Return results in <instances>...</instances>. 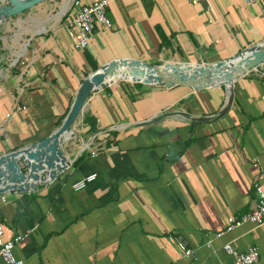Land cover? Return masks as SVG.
Masks as SVG:
<instances>
[{"label":"crops","instance_id":"crops-1","mask_svg":"<svg viewBox=\"0 0 264 264\" xmlns=\"http://www.w3.org/2000/svg\"><path fill=\"white\" fill-rule=\"evenodd\" d=\"M46 1L22 12L29 36L19 41L28 48L0 68V153L50 135L83 79L112 59L215 63L264 41V0H110L112 28L98 27L77 50L59 21L71 0L49 25ZM38 17L43 23L33 24ZM137 83L121 78L90 94L64 142L71 165L56 180L0 197L1 239L24 234L15 253L25 264H225L232 258L220 246L229 241L241 251L257 246L255 264H264V225L226 233L215 252L204 244L254 206L264 172V63L235 81L226 110L224 86ZM92 172L95 181L72 188ZM178 234L197 249L193 257L170 238Z\"/></svg>","mask_w":264,"mask_h":264},{"label":"water","instance_id":"water-1","mask_svg":"<svg viewBox=\"0 0 264 264\" xmlns=\"http://www.w3.org/2000/svg\"><path fill=\"white\" fill-rule=\"evenodd\" d=\"M42 1L44 0H0V16L3 19L12 17ZM262 63L264 41L252 44L234 56L215 63L170 61L156 64L128 57L112 59L102 64L83 79L69 111L50 135L15 150L0 153V197L6 193H31L40 184L53 182L70 167L71 162L64 142L66 135H72L74 125L84 113L90 94L99 87L121 79L127 71L134 79L136 69L150 70L146 77L135 80L149 85H185L195 89L224 86L226 110L233 101L235 81L260 67Z\"/></svg>","mask_w":264,"mask_h":264},{"label":"built area","instance_id":"built-area-1","mask_svg":"<svg viewBox=\"0 0 264 264\" xmlns=\"http://www.w3.org/2000/svg\"><path fill=\"white\" fill-rule=\"evenodd\" d=\"M190 1L198 3L205 0ZM246 1L249 4L252 2V0ZM109 5L110 0H93L91 2L72 0L71 5L66 9L59 21H63L65 28L71 33L75 49L84 50L89 47L95 36V30L98 27L103 26L108 29L112 28L113 23L106 11ZM28 44L29 42H24L17 52L19 55L16 53V57L13 59L12 63H10L9 67L16 65L20 61L24 53L22 49L24 48V50H26ZM96 135L92 138L91 143L94 142ZM92 155H97L96 150L92 151ZM254 165L258 166L257 161H254ZM97 176L96 172L86 174L74 181L72 183V188L76 191L81 190L95 181ZM254 188L255 200L251 210L241 215H230L227 218L225 229L207 234L204 244L210 247L212 251H216L213 245L215 240L222 238L226 233L232 232L239 226L245 223H251L254 226L264 225V172L261 173L259 180L255 182ZM2 197L3 199L5 198V196ZM2 233L3 230L0 226V258L7 264H25V261L18 258L15 253L16 244L24 239V234H18L13 238L2 240ZM170 238L175 241V244L181 249L184 256L191 258L196 254L197 249L190 246L183 235L178 234ZM220 248L232 258L230 262L225 264H255L260 259V250L257 246H251L246 251H241L233 242L229 241L223 243Z\"/></svg>","mask_w":264,"mask_h":264},{"label":"rangeland","instance_id":"rangeland-1","mask_svg":"<svg viewBox=\"0 0 264 264\" xmlns=\"http://www.w3.org/2000/svg\"><path fill=\"white\" fill-rule=\"evenodd\" d=\"M66 0H49L48 3L50 5H52V11H50L48 13V16L51 17L50 20L47 21L46 25L52 24L56 19L53 16H57V14L59 13L60 9H61V5L65 2ZM42 2H47L46 0L42 1ZM72 0L70 1V5H71ZM39 4V3H38ZM37 4V6H38ZM44 4V3H43ZM69 5V6H70ZM31 9V8H30ZM28 11L25 10L24 13H26ZM21 14H16L12 17H6L4 19H0V58L3 59V62L0 65V68H3L4 66L7 67L8 65H10V63H12L13 59L16 57V53L20 50L21 46L24 43V39L19 41V37H26L29 36V34H27V32H25V30H28V25L30 23L27 22V20L21 19ZM38 16V15H35ZM39 19V20H38ZM44 19V18H43ZM35 22H33V24L36 23H43L40 20H42V18L38 17L34 19ZM56 23H58L57 21H55ZM55 23V24H56ZM30 28H32V26H30ZM3 75H1L0 72V81H1V77ZM123 79L127 80L130 84H134L136 83V79L137 78H144L146 77L143 74H134V79L132 78L131 75L129 74H124L121 76ZM116 82V81H115Z\"/></svg>","mask_w":264,"mask_h":264},{"label":"trees","instance_id":"trees-1","mask_svg":"<svg viewBox=\"0 0 264 264\" xmlns=\"http://www.w3.org/2000/svg\"><path fill=\"white\" fill-rule=\"evenodd\" d=\"M137 84H142V83H137ZM66 115V114H65ZM65 115L61 118V121H62V119L65 117ZM90 120H91V124H94V119L91 117L90 118ZM61 121L59 122V124L61 123ZM92 128H94L95 129V124L93 125V127ZM85 158V154L83 153L78 159H77V161L75 162V164H79L80 162H82L83 161V159Z\"/></svg>","mask_w":264,"mask_h":264},{"label":"bare ground","instance_id":"bare-ground-1","mask_svg":"<svg viewBox=\"0 0 264 264\" xmlns=\"http://www.w3.org/2000/svg\"><path fill=\"white\" fill-rule=\"evenodd\" d=\"M0 19H3V16H0ZM136 72H147V71H150V70H148V69H142V71L141 70H139V69H136L135 70ZM71 137V135L70 134H68V135H66V140L68 139V138H70ZM48 175V174H47Z\"/></svg>","mask_w":264,"mask_h":264}]
</instances>
